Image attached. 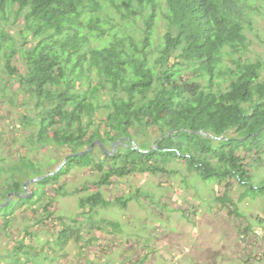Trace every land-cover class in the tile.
<instances>
[{"label": "trees", "instance_id": "16d2710c", "mask_svg": "<svg viewBox=\"0 0 264 264\" xmlns=\"http://www.w3.org/2000/svg\"><path fill=\"white\" fill-rule=\"evenodd\" d=\"M258 12L250 0H0V100L12 110L24 109L17 114L25 133L21 145L29 152L57 148L74 155L95 141L111 151L122 140L114 156L97 145L70 158L58 173L38 182L46 188L44 193L38 186L40 198L32 183V198L15 195L0 209V228L8 229L12 216L27 210L39 224L54 217V203L69 194L60 184L65 175L79 169L94 176L72 192L79 196L78 218L86 219L63 224L59 216L62 230L54 242L33 246L34 252L26 241L35 234L25 230L8 250L9 264H32L31 255L36 264L55 263L70 244L78 252L88 250L100 240L95 232L117 227L101 209H127L140 199L138 190L108 201L103 187L134 174L173 175L177 170L170 165L176 161L205 180H229L226 194L216 201L234 206L230 180L248 186L246 159L264 155V60L246 55L247 32ZM161 23L163 36L157 34ZM17 26L19 31L10 34ZM36 165L27 157L9 168L0 165V174L7 175L0 205L10 193L26 194L28 170L43 176L57 169L52 164L43 173ZM247 223L240 236L256 227ZM244 242L257 246L258 241ZM249 255L244 252V264L264 261L258 256L253 263Z\"/></svg>", "mask_w": 264, "mask_h": 264}, {"label": "rangeland", "instance_id": "374dc122", "mask_svg": "<svg viewBox=\"0 0 264 264\" xmlns=\"http://www.w3.org/2000/svg\"><path fill=\"white\" fill-rule=\"evenodd\" d=\"M250 1L259 8V12L254 16L253 29L247 32L250 48L246 55L251 60H264V0ZM138 25L140 26L141 22ZM15 31H19V26L10 31V34H14ZM165 31L164 24H159L157 34L163 36ZM225 63L234 67L229 59H226ZM228 85L229 83H225L222 88L226 89ZM4 103L0 100V159H5L0 165L9 168L20 162L23 157H27L37 162L36 167L41 172L47 173L52 164L51 169H56L64 158L71 154L70 149L57 148L32 147V151L29 152L27 146L21 145L25 133L20 124L17 125V122L20 123L17 114L24 109L12 110V106ZM261 157L256 159L259 157L249 156L246 159L252 176L248 186H241L238 182L230 180L232 186L228 196L234 203L232 207L216 201L217 197L226 194L225 187L229 180L224 183L218 179L205 180L196 169H190L182 161L170 165V168L177 170L173 175L134 174L115 180L112 186H105L102 189L108 201L136 194L141 190L140 199L132 201L127 209L116 206L108 210L101 209L104 218L112 220L117 227L103 233L95 232L100 240L88 250L85 248L84 252H78L76 246L70 244L66 256L58 254L57 262L45 264H89V261L96 264H140V258L145 257L144 264H239L238 251L240 258L245 259L244 252L249 248V244L241 240L239 230L248 224L247 221L252 222L257 228L262 226L257 220L264 221V155ZM32 173L31 169L24 173V183L41 177ZM93 178L89 171L79 169L65 175L60 184L65 186L69 194L59 195L53 206L54 217L49 220L35 224L38 217L31 210L25 213L18 211L14 214L8 229L0 228V264H9L10 252L25 230L33 232L36 237H31L34 239L32 243L30 237L26 241L28 245H32L29 247L32 252L33 246H43L48 241L53 243L54 235L62 230V222L70 223L72 218H78L79 196L73 195L72 192ZM5 179L7 175L0 174V185ZM36 184V192H39L40 198L41 190L38 188H43L44 184L36 182L34 185ZM28 189L31 192L30 186ZM43 190L45 193L46 188ZM48 191L52 192L49 189ZM24 209L26 208L22 210ZM234 211L241 213L243 218L238 217ZM59 216L63 218L61 225L57 220ZM85 219L83 215L78 218L80 221ZM239 243L242 246H239ZM53 246L55 248L54 244ZM238 247L242 248L238 250ZM251 249L249 258L253 263L259 261L261 248L259 245L255 246L253 253ZM31 257L29 259L31 263L36 264L38 259L33 258V255Z\"/></svg>", "mask_w": 264, "mask_h": 264}, {"label": "water", "instance_id": "95a60500", "mask_svg": "<svg viewBox=\"0 0 264 264\" xmlns=\"http://www.w3.org/2000/svg\"><path fill=\"white\" fill-rule=\"evenodd\" d=\"M173 133V132H172ZM194 133H196V134H199V135H202V136H204V137H206V138H211V139H217L215 136H213V135H211V134H209V133H207V132H205V131H197V132H194ZM260 134V132L257 134V135H259ZM119 143H122V140H119L118 142H116L114 145H113V147H112V150L111 151H108L106 148H105V146H104V144L101 142V141H95L87 150H85V151H83V152H81V153H77V154H74V155H69V156H67L65 159H64V161L57 167V169L54 171V172H52V173H50V174H48V175H45V176H41V177H38V178H35V179H33V180H30V181H28L27 183H25V185H24V189H25V191H26V194L25 195H23V194H14V193H10L9 194V196H8V199H7V202L5 203V204H2V205H0V209H3V208H6L10 203H11V201H12V199H13V197L15 196V195H18V196H20V197H22V198H32V193L29 191V189H28V187L30 186V184H32V183H36V182H41V181H43V180H45L47 177H50V176H53V175H55L56 173H58L65 165H66V163L68 162V160L70 159V158H72V157H79V156H85V155H87L88 153H90L97 145H99L101 148H102V150L104 151V152H106L107 154H109V155H111V156H114V154L116 153V151H117V148H118V144ZM157 147V145L155 144V148ZM136 149H138V147L136 146L135 147Z\"/></svg>", "mask_w": 264, "mask_h": 264}, {"label": "built area", "instance_id": "2783aa9c", "mask_svg": "<svg viewBox=\"0 0 264 264\" xmlns=\"http://www.w3.org/2000/svg\"><path fill=\"white\" fill-rule=\"evenodd\" d=\"M246 226L247 225H245L244 227H246ZM240 237H241V240H243V241L248 237L252 238V242L258 241L257 245H259V247L261 248L259 250V256H260V258L264 257V224L259 228L255 227L253 229V231L248 233L247 236L245 234H242Z\"/></svg>", "mask_w": 264, "mask_h": 264}, {"label": "crops", "instance_id": "0c3cea01", "mask_svg": "<svg viewBox=\"0 0 264 264\" xmlns=\"http://www.w3.org/2000/svg\"><path fill=\"white\" fill-rule=\"evenodd\" d=\"M240 245H241V243H239V246H240ZM241 246H242V245H241ZM255 246H256V245L249 244V248H248V250H246L247 253L250 252V249H251V248H253V249H251V250H252V253H253ZM241 248H242V247H241ZM241 248L238 247V250H240ZM241 252H242V251H241ZM249 256H250V255H249ZM237 257H238V263H239V264H242L243 259L240 258L239 251H238ZM255 260H257V259H255ZM258 260H259V259H258ZM255 262H256V261H255ZM258 262H259V261H258ZM258 262H256V263H258ZM263 262H264V261H261L260 264H263Z\"/></svg>", "mask_w": 264, "mask_h": 264}]
</instances>
